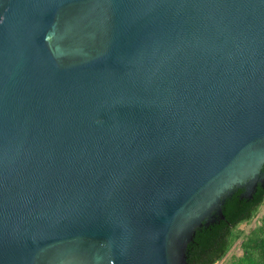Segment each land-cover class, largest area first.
<instances>
[{
	"label": "water",
	"instance_id": "95a60500",
	"mask_svg": "<svg viewBox=\"0 0 264 264\" xmlns=\"http://www.w3.org/2000/svg\"><path fill=\"white\" fill-rule=\"evenodd\" d=\"M264 187V0H0V264H188Z\"/></svg>",
	"mask_w": 264,
	"mask_h": 264
},
{
	"label": "trees",
	"instance_id": "16d2710c",
	"mask_svg": "<svg viewBox=\"0 0 264 264\" xmlns=\"http://www.w3.org/2000/svg\"><path fill=\"white\" fill-rule=\"evenodd\" d=\"M241 192L239 189L227 198L223 205L225 219L196 230L188 245V264H215L241 237L243 254L228 264H264V214L249 233L239 227L252 221L264 205V187L259 185L252 199L241 198Z\"/></svg>",
	"mask_w": 264,
	"mask_h": 264
},
{
	"label": "rangeland",
	"instance_id": "374dc122",
	"mask_svg": "<svg viewBox=\"0 0 264 264\" xmlns=\"http://www.w3.org/2000/svg\"><path fill=\"white\" fill-rule=\"evenodd\" d=\"M264 214V205L260 208L258 214L250 222H244L239 227L243 229L246 233H249L258 223H260V217ZM244 237L238 239L228 253L215 264H227L231 262L235 257L241 256L243 254V249L241 243Z\"/></svg>",
	"mask_w": 264,
	"mask_h": 264
},
{
	"label": "flooded vegetation",
	"instance_id": "af4514ba",
	"mask_svg": "<svg viewBox=\"0 0 264 264\" xmlns=\"http://www.w3.org/2000/svg\"><path fill=\"white\" fill-rule=\"evenodd\" d=\"M230 263V262H229ZM228 264V263H227Z\"/></svg>",
	"mask_w": 264,
	"mask_h": 264
}]
</instances>
